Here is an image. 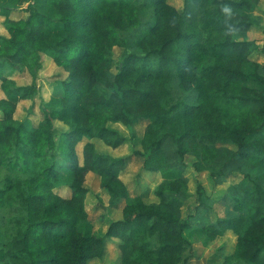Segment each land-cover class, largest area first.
<instances>
[{
    "label": "trees",
    "instance_id": "16d2710c",
    "mask_svg": "<svg viewBox=\"0 0 264 264\" xmlns=\"http://www.w3.org/2000/svg\"><path fill=\"white\" fill-rule=\"evenodd\" d=\"M3 8L9 36L0 34L7 94L0 99V264H90L104 256L108 239H117L120 264H189L194 251L185 231L207 207L205 188L198 185V204L183 218L171 194L185 179L161 182L156 200L131 198L121 177L127 157L110 153L128 140L116 125L136 137L142 120L141 148L133 153L149 173L168 165L167 138L180 157L196 155L198 172L216 157V142L237 147V169L263 183H255L248 208L236 195L238 214L203 231L210 242L228 229L237 235L220 264H264V59L253 57L264 56V40L250 37L261 26L254 0H184L182 9L171 0H35ZM16 10L26 15L12 17ZM52 25L61 32L54 41ZM115 47L123 48L117 72ZM43 53L57 68L47 79L58 85L59 104L45 107L35 124L16 122L17 100L39 92ZM26 70L32 83L18 85L11 76ZM56 120L69 125L65 156ZM96 140L109 147L99 151ZM64 168L73 173L63 184L67 195L56 191ZM89 173L99 176L111 204L124 201L121 218L103 234L80 229L89 219Z\"/></svg>",
    "mask_w": 264,
    "mask_h": 264
},
{
    "label": "rangeland",
    "instance_id": "374dc122",
    "mask_svg": "<svg viewBox=\"0 0 264 264\" xmlns=\"http://www.w3.org/2000/svg\"><path fill=\"white\" fill-rule=\"evenodd\" d=\"M35 0H0V33L8 31L5 24L7 19V12L3 8L5 6H18L22 8L33 4ZM178 8L182 9L184 0H171ZM259 5L257 13L260 15L261 26L251 33V38L259 42L264 40V0H254ZM23 10H16L12 13V17L25 16ZM58 34H61L58 29L50 26L48 37L49 40L57 39ZM123 48L115 47V63L112 69L113 72L119 70L120 56ZM45 58V67L39 72L38 83L40 86L39 92L34 99L17 100V108L14 114V120L20 122L29 118L34 124L37 123L43 114L45 107L58 106V85L49 84L46 76L51 73L49 70V55ZM255 58L264 59L263 55L254 54ZM246 71L252 68L246 65ZM57 70V69H56ZM54 73V71H53ZM21 73H16L11 77L14 79ZM24 75V74H23ZM23 78H18L21 83H32L33 76L31 73H26ZM66 73L62 75V78ZM52 78V77H50ZM15 80V79H14ZM52 80V79H51ZM5 94V96H4ZM6 98L7 94L4 92L0 81V99ZM2 112L0 110V116ZM147 121L142 120L136 125V137H130L129 131L122 125H116L127 137L128 140L121 144L116 149L110 152L117 156H126L127 162L125 168L121 172V177L128 186L130 197L143 196L147 201L156 200L154 196V189L167 178L181 177L186 181V187L179 192H174L171 196L176 200L173 205V210L180 214L183 218L187 214L192 213L198 204V185L201 184L207 194V207L203 208L195 218H193L192 227L186 229L185 234L193 243L194 256L188 262L189 264H220L224 257L234 252L237 235L228 229L223 238L216 239L210 242L203 231L204 225L216 224L218 220L237 215L238 212L234 209L236 202V195L241 196L243 204L248 208L250 206V194L255 187L256 182L263 183V181L256 177H246L237 169L242 160L233 158V154L237 147L230 143L218 141L212 145L216 151V157L210 162H206V169L198 172L192 165L198 158L194 154H187L184 158L177 153V146L170 138L164 141L163 148L168 156V165L159 172L149 173L143 169V158L133 153L134 150L140 149V140L146 127ZM58 129V137L61 141V151L65 156L67 151V141L64 136L65 131L69 128L68 124L60 120L55 121ZM88 139L85 138L77 145V151L80 160L83 156V145ZM99 151H104L103 144L109 147L104 142L96 140ZM112 149V148H111ZM73 177V173L64 168L62 170V185L56 191L64 195L69 194L70 190L67 183ZM85 185L88 191L85 197V206L89 213V219L80 224V229L86 234H91L95 228L96 232L103 234L106 231L109 223L114 219L121 218V208L124 201L119 204H111L108 200L106 192L100 186V178L98 175L89 173L86 178ZM117 244V239H108L107 249L101 259L93 260L90 264H120V253Z\"/></svg>",
    "mask_w": 264,
    "mask_h": 264
},
{
    "label": "crops",
    "instance_id": "0c3cea01",
    "mask_svg": "<svg viewBox=\"0 0 264 264\" xmlns=\"http://www.w3.org/2000/svg\"><path fill=\"white\" fill-rule=\"evenodd\" d=\"M1 35H4V36H9V32L8 31H4V32H1L0 33ZM48 56L45 54H43V64H44V66L43 67H45V58H47ZM49 64L47 65V66H49V70L51 71V72H53V71H55L57 68L54 66V63H52V61H51V58L49 57ZM26 73H29L27 70L26 71H24V72H22L21 74H22V76H17V77H15L14 79H15V81H16V83L18 84V85H26V84H30V83H21L19 80H18V78H23V77H25L24 75L26 74ZM21 74H18V75H21ZM24 74V75H23ZM48 71L46 72V74L44 75V76H46V77H48ZM49 84H52V83H49ZM4 96H5V94H4ZM42 116H43V114H42Z\"/></svg>",
    "mask_w": 264,
    "mask_h": 264
}]
</instances>
